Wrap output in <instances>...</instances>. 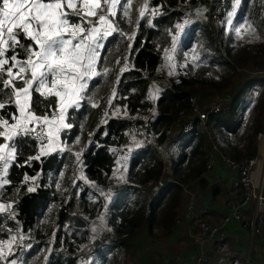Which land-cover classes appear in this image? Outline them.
<instances>
[{"label":"trees","instance_id":"16d2710c","mask_svg":"<svg viewBox=\"0 0 264 264\" xmlns=\"http://www.w3.org/2000/svg\"><path fill=\"white\" fill-rule=\"evenodd\" d=\"M117 1L104 19L111 38L96 67L102 92L92 97L95 107L83 98L65 108L59 132L65 149L47 152L29 136L11 139L10 127L20 122L16 91L25 84L13 75L12 60L26 59L23 47L31 41L13 32L17 46L0 62V151L10 156L0 173V264H124L119 247L144 228L154 234L173 224L181 185L203 170L211 144L236 160L256 150L264 131V71L237 78L238 68L264 67V0H239L240 12L218 26L193 9L201 0ZM183 11L188 20L179 25ZM107 64L114 80L100 75ZM165 65L171 76L163 75ZM202 91L224 98L223 105L168 141L179 112H188ZM61 104L37 83L30 88L33 116H49ZM151 109L149 143L130 151L121 167L124 130ZM109 185L116 196L106 194Z\"/></svg>","mask_w":264,"mask_h":264},{"label":"crops","instance_id":"0c3cea01","mask_svg":"<svg viewBox=\"0 0 264 264\" xmlns=\"http://www.w3.org/2000/svg\"><path fill=\"white\" fill-rule=\"evenodd\" d=\"M117 2V0L108 1L110 14L115 13ZM99 3L100 0L51 2L0 0V26L8 21L12 34L17 30L22 31L31 39L23 47V55L26 59L12 60L17 66L13 75L25 80L23 88L16 91L17 120H27L31 123L40 120L28 112L30 88L36 83L41 92L51 91L62 102L60 108L63 111L58 124L49 126V132L55 135L58 141L45 145L44 150L47 152L52 148L65 149L64 143L59 138V132L66 126L62 117L65 108L69 105L79 107L83 98H86L91 107H95L97 103L92 97L102 92L95 82L99 73L96 67L107 52V43L111 38L110 26L104 18L88 26L81 16L73 15L75 12H83L84 16H90ZM209 6L210 4L207 7L208 11ZM28 64L30 67L27 66ZM112 67L114 68L107 64L100 71V75L109 79L111 74L112 79ZM166 67L167 65L162 68L163 75L166 71L170 72ZM45 76L50 80H46ZM151 89L153 98H156L158 89L152 83ZM195 96L201 108L210 103L209 100L204 99L208 97L204 91ZM2 106L4 104L0 103V107ZM150 111L152 113L153 110ZM186 120L187 118L179 117V122L175 123L170 131L168 141L180 134ZM8 136L10 137V131ZM141 143L143 142L139 139V145H142ZM85 145L83 140V151ZM125 145L121 149L125 150ZM167 145L168 142L162 149H167ZM135 147L137 146L126 151L129 153ZM215 148L211 144L206 160L212 155L213 165L206 169L205 163L202 170L204 176L201 178L197 176L198 179L195 177L182 183L183 187H189L195 192L196 203L208 209V220L219 226L217 235L209 241L213 250L212 256L204 264H264V226L259 234L251 231L248 221L251 218L252 205L246 209V221L230 220L223 223L228 211L226 203L230 198L235 197L238 191L235 174L220 159ZM4 150L9 154L6 149ZM118 150L122 158L120 148ZM164 176L166 178L167 173ZM187 199V194L182 189L177 216L166 232L157 230L154 234H150L147 228H144L126 248H119L123 254L124 264H194L197 247L193 240L194 227L189 217Z\"/></svg>","mask_w":264,"mask_h":264},{"label":"built area","instance_id":"2783aa9c","mask_svg":"<svg viewBox=\"0 0 264 264\" xmlns=\"http://www.w3.org/2000/svg\"><path fill=\"white\" fill-rule=\"evenodd\" d=\"M109 0H100L98 7L95 8L92 15H83V12H75L76 15H80L85 18L88 25H92L101 18L110 19V13L108 9ZM232 0H213L210 3V10H212V17L215 20H219L223 13L230 7ZM186 17L185 12L180 13L179 19L184 20ZM10 23L4 22L0 26V60L3 59L6 51H12L16 48L17 39L11 34ZM192 105L188 112L180 111L179 117L187 118L183 124L181 133L188 132L192 129L195 120L202 122L206 121L210 112H216L220 109L218 103H210L206 107L201 108L196 99L192 98ZM63 110L53 112L51 115L41 118L36 123H31L27 120H22L16 125L10 127L12 140L21 136H29L41 145H47L52 141H58V138L49 132V126H56L59 122ZM153 118L151 111L148 114L137 117L131 120L129 126L124 130L126 139L130 131H135L139 135L141 144L149 143L148 128ZM179 134V135H180ZM257 140L262 143L261 150L259 152L246 155L239 160H236L218 149L217 153L226 166L236 176V188L237 195L230 198L227 201L228 211L223 218V223L230 220L246 221L247 212L246 209L249 205H252L251 218L248 223L251 227V231L254 234H259L264 226V131L257 133ZM127 142V140H126ZM125 142V144H126ZM123 144V145H125ZM122 145V146H123ZM121 146V147H122ZM61 148V146H59ZM120 157L121 167L126 165V157L128 152L121 149ZM85 150V148H84ZM165 150L161 152L164 153ZM10 159L9 154L6 152L0 156V173L5 169V166ZM206 169H209L213 165V157L209 155L206 160ZM204 176L202 171L198 178ZM197 178V177H196ZM197 178V179H198ZM194 179V180H197ZM193 181V180H192ZM183 192L187 194L189 217L194 227L193 240L197 247V254L194 264H204L207 262L213 253L212 247L209 245V241L213 238L214 233L219 229L218 225L211 223L208 216V209L205 206L198 205L195 200V192L189 187H183ZM107 195L114 197L117 195L116 186L109 185L105 188ZM96 237V235H93ZM121 248V247H119Z\"/></svg>","mask_w":264,"mask_h":264},{"label":"rangeland","instance_id":"374dc122","mask_svg":"<svg viewBox=\"0 0 264 264\" xmlns=\"http://www.w3.org/2000/svg\"><path fill=\"white\" fill-rule=\"evenodd\" d=\"M232 1H234V0H232ZM212 2H213V0H201V3H198L197 2V4H195L193 6V9L196 8V9L200 10L201 13H197V14L198 15H202L203 17H207L208 19L210 18L211 21H212V23L215 26H218V25H220L223 22L231 21L233 19V17L235 16V11H236V14H238L240 12V6L238 5L239 4V0H236L233 4L230 3V7L222 15V17L219 20H215L212 17V10H209L208 12L205 10V9H208L207 8L208 7V4H210ZM187 16L189 17V15H187ZM104 19H106V18H104ZM187 20L188 19L186 17L185 22ZM183 22L184 21H182V20L179 19V25H183ZM126 37H127V34L123 36V42L126 40ZM123 47H124V45H123ZM119 51H121V50H119ZM27 66L30 67V64H28ZM238 70L241 71V73L238 75V78L237 79H239L241 76H246V75H248L251 72L253 74V72L255 73V72H258V71H264V67L263 68H260V67H255V68L246 67L244 69L238 68ZM166 73L171 76V73H168L167 71H166ZM262 74L264 75V72ZM45 78H46V80H50L49 77H47V76H45ZM156 91H158V90H156ZM207 95H208V97H204V99L206 98L207 100L210 101V103H213L214 102V103H218L220 106L223 105L224 98L217 97V96L214 97V96H211L209 94H207ZM194 98L196 99V96ZM178 117H179V115H178ZM127 135H129V136H128V139H126L127 142H126V145H125V151L128 150V149L130 150L131 147L138 146L139 145V139H140L139 135L136 134L134 130L133 131H130ZM50 151H54V148H52ZM2 152H4V151L1 150L0 151V155L3 154ZM123 249H124V247H123ZM89 252H90V247L89 248L87 247L83 251V254L88 255ZM16 253H17V251H16V248H15L11 256L14 258L16 256Z\"/></svg>","mask_w":264,"mask_h":264},{"label":"bare ground","instance_id":"6f19581e","mask_svg":"<svg viewBox=\"0 0 264 264\" xmlns=\"http://www.w3.org/2000/svg\"><path fill=\"white\" fill-rule=\"evenodd\" d=\"M256 142H257V145H256V150L252 153H255V152H259L261 150V146H262V143H259L258 140H257V136H256ZM251 153V154H252ZM250 155V154H248Z\"/></svg>","mask_w":264,"mask_h":264},{"label":"water","instance_id":"95a60500","mask_svg":"<svg viewBox=\"0 0 264 264\" xmlns=\"http://www.w3.org/2000/svg\"><path fill=\"white\" fill-rule=\"evenodd\" d=\"M13 36H14V35H13ZM16 46H17V45H16ZM218 231H219V230H217V231L214 233L213 237H215V235H217Z\"/></svg>","mask_w":264,"mask_h":264},{"label":"clouds","instance_id":"9594fccd","mask_svg":"<svg viewBox=\"0 0 264 264\" xmlns=\"http://www.w3.org/2000/svg\"><path fill=\"white\" fill-rule=\"evenodd\" d=\"M89 26V25H88ZM12 34V33H11ZM13 35V34H12Z\"/></svg>","mask_w":264,"mask_h":264}]
</instances>
